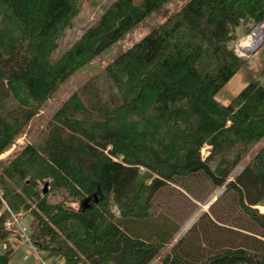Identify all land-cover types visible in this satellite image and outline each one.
Here are the masks:
<instances>
[{
    "label": "trees",
    "instance_id": "obj_1",
    "mask_svg": "<svg viewBox=\"0 0 264 264\" xmlns=\"http://www.w3.org/2000/svg\"><path fill=\"white\" fill-rule=\"evenodd\" d=\"M173 1L111 0L53 59L75 2L0 0V156L77 70L152 14L163 18L73 90L42 141L0 158V243L12 233L5 202L27 217L49 264H264V144L229 180L264 140V94L236 111L217 98L246 63L234 46L264 20V0H188L171 11ZM262 75L253 85L264 92ZM135 185L145 217L114 208L131 192L134 201ZM198 205L208 207L174 241Z\"/></svg>",
    "mask_w": 264,
    "mask_h": 264
},
{
    "label": "rangeland",
    "instance_id": "obj_2",
    "mask_svg": "<svg viewBox=\"0 0 264 264\" xmlns=\"http://www.w3.org/2000/svg\"><path fill=\"white\" fill-rule=\"evenodd\" d=\"M74 1L76 4L74 13L70 16L71 24L64 29L63 34L58 39V48L53 52L52 58L56 59L69 45L79 37L82 31L89 27L90 25L94 24L97 20L101 12L103 11L104 7L111 2V0H52V4L56 8L63 9L65 5H68V8L71 5V2ZM186 1L188 0H174L171 5V11H175L176 9L180 8ZM163 18L157 16L156 14H152L149 18H147L140 26L135 28L129 34H127L122 41L116 44L115 47L110 49L107 54H104L101 59L94 60L89 65H85L84 67L77 70L69 80L63 83L57 93L49 99L47 102L43 104V107L39 111V113L33 117L29 126L26 128L24 132H22L19 137L15 140L14 147H11L5 154H2L0 158H4L8 154L17 151L19 148L22 147L23 144L26 142L31 143H38L42 141L45 131L48 126V121L55 111V109L75 90L77 86H79L82 82L88 79L91 75L96 73L99 68L104 66L106 62L111 60L115 57L116 54L120 50H124L127 46L131 45L142 36H144L153 25L157 22L161 21ZM246 59V63L243 68L235 75L234 78H239L238 83L235 86L228 85L229 82L219 91L217 98L219 101L226 104L230 111H235L236 108L241 106L243 102L248 103L245 109H249L252 106H257L260 103V99L264 94L262 90L256 86H254V81H260L263 77L262 73L264 71V43L260 48L254 51L250 55L243 56ZM246 98V99H245ZM224 100V101H223ZM221 102V103H222ZM236 104V106H235ZM239 105V107H237ZM235 106V108H234ZM244 109V110H245ZM231 113H240L241 112H231ZM250 112H244V115H247ZM224 136L223 131L213 133L209 132L205 135L206 140L215 141L220 137ZM264 144V140L258 143L255 147L252 148L250 154L247 158L240 162L234 169L233 173L231 174L229 180L233 179V176L240 173V171L244 168L246 163L249 159L258 151V147ZM12 149V150H11ZM209 147H203V153L206 155L208 152ZM202 155V154H201ZM138 186V185H137ZM135 185V188L137 187ZM137 189V188H136ZM135 189V190H136ZM138 190V189H137ZM138 195L134 196V201L130 202L129 198L133 197V193H129L128 197H123L121 200H117L114 204V208L117 212H124L128 216L136 215L138 217H145L148 212H151L150 206L144 201V195L141 190H138ZM222 192V189H217L214 192V198L211 202L216 199V196ZM121 207V209H120ZM208 206L205 205H198L197 209L193 212L191 217L189 218L188 222L184 225L181 231L175 236L174 241H176L179 237H181L188 228L194 223L197 219L199 214L202 211H205ZM262 207V206H260ZM261 214L264 215L260 211ZM121 215V214H120ZM27 218V217H26ZM24 219V221L26 220ZM26 222V221H25ZM14 232L7 238L11 240L8 241L10 244L13 240ZM6 239V238H5ZM14 244V243H13ZM15 245V244H14ZM170 246H166L163 251H166L167 248ZM16 252L14 253L13 257L10 260L9 264H39V262L34 261H23L22 259V250L23 248H18L15 246ZM21 249V250H20ZM2 252L1 243H0V253ZM48 262V261H46ZM157 259H154L150 264H156ZM60 264V262L56 263Z\"/></svg>",
    "mask_w": 264,
    "mask_h": 264
},
{
    "label": "built area",
    "instance_id": "obj_3",
    "mask_svg": "<svg viewBox=\"0 0 264 264\" xmlns=\"http://www.w3.org/2000/svg\"><path fill=\"white\" fill-rule=\"evenodd\" d=\"M263 43H264V20L255 24L252 27L250 33L245 38L241 39L235 44L234 50L239 56L243 57L246 55V52L257 50L258 48H260V46H262ZM12 147H14V145ZM201 154L202 157H205L207 155L203 153V150L201 151ZM0 198H1V191H0ZM3 205L8 212V217L3 222L4 229L6 231L14 232L15 235L13 236L14 238L11 241V243H14L15 246H17L18 248L20 247L23 248L22 250L23 261H28L32 258L34 259V261L39 262V264H49L48 262L44 261L41 258L37 246L30 239L29 228L26 222L24 221L22 215L20 213L12 212L7 207L5 202H3ZM10 240H11L10 238H6L2 242V249L7 248L8 241ZM262 240L264 241V236Z\"/></svg>",
    "mask_w": 264,
    "mask_h": 264
},
{
    "label": "crops",
    "instance_id": "obj_4",
    "mask_svg": "<svg viewBox=\"0 0 264 264\" xmlns=\"http://www.w3.org/2000/svg\"><path fill=\"white\" fill-rule=\"evenodd\" d=\"M238 81H239V78H233L230 82H229V84L228 85H232V86H235L237 83H238ZM224 101V100H223ZM222 102V101H221ZM222 104H223V102H222ZM223 105H225L226 106V104H223ZM238 109V108H237ZM237 109H235V111L237 110ZM32 259H30L29 261H31ZM60 264H62V262H60Z\"/></svg>",
    "mask_w": 264,
    "mask_h": 264
},
{
    "label": "water",
    "instance_id": "obj_5",
    "mask_svg": "<svg viewBox=\"0 0 264 264\" xmlns=\"http://www.w3.org/2000/svg\"><path fill=\"white\" fill-rule=\"evenodd\" d=\"M254 51H251V52H246V55H250L252 54ZM43 193L45 194L46 193V187L43 189Z\"/></svg>",
    "mask_w": 264,
    "mask_h": 264
},
{
    "label": "bare ground",
    "instance_id": "obj_6",
    "mask_svg": "<svg viewBox=\"0 0 264 264\" xmlns=\"http://www.w3.org/2000/svg\"><path fill=\"white\" fill-rule=\"evenodd\" d=\"M257 208V206H256ZM260 211L263 213L264 212V207H260Z\"/></svg>",
    "mask_w": 264,
    "mask_h": 264
}]
</instances>
